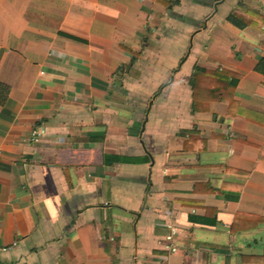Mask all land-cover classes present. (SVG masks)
Returning <instances> with one entry per match:
<instances>
[{"label": "crops", "instance_id": "obj_1", "mask_svg": "<svg viewBox=\"0 0 264 264\" xmlns=\"http://www.w3.org/2000/svg\"><path fill=\"white\" fill-rule=\"evenodd\" d=\"M263 6L0 0V264H264Z\"/></svg>", "mask_w": 264, "mask_h": 264}, {"label": "trees", "instance_id": "obj_2", "mask_svg": "<svg viewBox=\"0 0 264 264\" xmlns=\"http://www.w3.org/2000/svg\"><path fill=\"white\" fill-rule=\"evenodd\" d=\"M173 7L172 3H169L168 5V9L171 10ZM256 72H258L259 74L264 75V58L257 64L256 68H255ZM200 72H203L202 70H196V75H198Z\"/></svg>", "mask_w": 264, "mask_h": 264}, {"label": "built area", "instance_id": "obj_3", "mask_svg": "<svg viewBox=\"0 0 264 264\" xmlns=\"http://www.w3.org/2000/svg\"><path fill=\"white\" fill-rule=\"evenodd\" d=\"M262 13L264 14V6L262 7ZM40 133L38 131H35L32 133V137H33V140L34 142H38L39 141V136ZM17 246V243H14L12 247H16ZM4 252H7L8 250H10V248H3L2 249Z\"/></svg>", "mask_w": 264, "mask_h": 264}]
</instances>
